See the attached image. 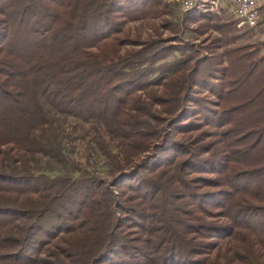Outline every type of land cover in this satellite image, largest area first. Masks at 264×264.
<instances>
[{
    "label": "trees",
    "instance_id": "obj_1",
    "mask_svg": "<svg viewBox=\"0 0 264 264\" xmlns=\"http://www.w3.org/2000/svg\"><path fill=\"white\" fill-rule=\"evenodd\" d=\"M186 12L0 0V264H264V41ZM50 110L116 120L109 177L34 169Z\"/></svg>",
    "mask_w": 264,
    "mask_h": 264
},
{
    "label": "rangeland",
    "instance_id": "obj_2",
    "mask_svg": "<svg viewBox=\"0 0 264 264\" xmlns=\"http://www.w3.org/2000/svg\"><path fill=\"white\" fill-rule=\"evenodd\" d=\"M168 5L166 17L174 22L182 21L187 12L177 2L181 0H163ZM219 21H235L234 33L238 36V44H259L264 41V6L260 8V21L253 28L238 27L231 8L225 2L217 3ZM198 6V7H197ZM197 8H203L197 5ZM194 7V8H196ZM193 9V8H192ZM208 10V9H206ZM191 26L195 24L191 23ZM126 26L132 33L145 35V25L142 21L127 22ZM167 33V31H165ZM213 34H218L215 30ZM204 35L183 31L182 39L197 42ZM181 54L177 51L170 53L162 61H171ZM50 121L36 129L38 136L49 149L48 154L36 153L31 156V163L37 172L49 175L69 174L78 176L84 171L96 172L103 177H109L112 171V161L99 148V142H104L108 148L117 153L118 140L114 133L116 120L111 117L104 119L82 120L59 111L50 110Z\"/></svg>",
    "mask_w": 264,
    "mask_h": 264
},
{
    "label": "built area",
    "instance_id": "obj_3",
    "mask_svg": "<svg viewBox=\"0 0 264 264\" xmlns=\"http://www.w3.org/2000/svg\"><path fill=\"white\" fill-rule=\"evenodd\" d=\"M194 0H182L177 2L183 6V10L193 6ZM237 20L238 27H255L260 21V8L264 6V0H225ZM204 9L217 11V0H204Z\"/></svg>",
    "mask_w": 264,
    "mask_h": 264
},
{
    "label": "bare ground",
    "instance_id": "obj_4",
    "mask_svg": "<svg viewBox=\"0 0 264 264\" xmlns=\"http://www.w3.org/2000/svg\"><path fill=\"white\" fill-rule=\"evenodd\" d=\"M182 1V0H181ZM220 2H225V0H217V3H220ZM197 5H202L204 6V0H194L193 1V6H190L188 7L187 9H184L183 11L186 12V11H189L191 10L192 8L196 7ZM218 6V5H217ZM198 7V6H197Z\"/></svg>",
    "mask_w": 264,
    "mask_h": 264
}]
</instances>
